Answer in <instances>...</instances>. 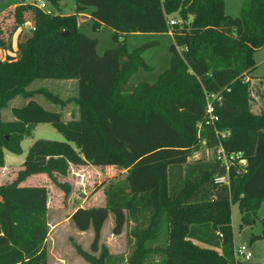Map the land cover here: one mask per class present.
Returning a JSON list of instances; mask_svg holds the SVG:
<instances>
[{
  "label": "trees",
  "instance_id": "16d2710c",
  "mask_svg": "<svg viewBox=\"0 0 264 264\" xmlns=\"http://www.w3.org/2000/svg\"><path fill=\"white\" fill-rule=\"evenodd\" d=\"M46 1L57 13L23 2L0 20V52L31 24L17 56H0V169L5 150L22 155L21 142L40 124L52 125L65 141H36L17 179L0 186V264H48L49 191L22 184L47 176L68 196L71 186L59 176L88 164L126 173L121 185L104 189V206L79 207L70 217L78 231L93 229L92 252H99L112 215L115 236L129 217L135 224L127 264H243L235 256L231 207L238 204L243 224L253 225L264 203V111L249 84L254 55L264 48V0H243L236 18L226 14L224 0H75L73 15L60 14V0ZM87 10L95 30L113 31L117 47L103 56L98 40L80 32ZM169 32V67L153 84L131 85L139 70L152 71L142 55L156 43L129 51L126 37ZM40 79L76 80L77 96L28 90ZM37 94L62 108L74 103L78 117L64 121L62 112L32 100ZM18 96L30 101L11 109L14 122H4L2 111ZM208 103L218 118L213 124ZM204 141L241 153L247 167L236 164L229 184H216L226 172L215 154L189 162ZM75 248L88 264H106V248L98 258Z\"/></svg>",
  "mask_w": 264,
  "mask_h": 264
},
{
  "label": "rangeland",
  "instance_id": "374dc122",
  "mask_svg": "<svg viewBox=\"0 0 264 264\" xmlns=\"http://www.w3.org/2000/svg\"><path fill=\"white\" fill-rule=\"evenodd\" d=\"M242 1L243 0H224L226 14L233 18L238 17L240 15ZM23 2L24 0H0V15H3L0 17V20L3 22V19L5 20L6 18L5 14ZM75 6V0H60V14H75ZM53 12L57 13L55 10H53ZM176 19L171 20L175 21ZM11 24V21L7 20L6 25L10 26ZM29 29L30 27L24 24L20 30L13 34L11 43L14 44L19 38L21 40L27 39L30 36ZM79 29L84 35L98 40L97 54L99 56H103L107 50L117 47V43L113 40V31L105 26L95 30L91 18H84L80 23ZM16 37L18 38L16 39ZM126 40L129 51H133L143 44L156 43V45L143 54L144 60L152 68V71L146 72L139 70L130 79V84L134 86L142 82L149 84L154 83L158 76L169 67L171 58L169 48L173 44V39L167 34L139 33L128 35ZM6 52L7 50L0 52L3 61L7 59V56L12 59L16 57L12 50V45L11 49H9L7 53ZM254 59L256 69L251 74L253 82L249 81V84L252 93L260 99V105L258 103L257 105L264 111V48L256 51ZM245 81H248V78L245 79ZM28 90H48L62 100H69L77 95L78 83L76 80L60 81L40 79L34 81L28 87ZM32 100L38 102L48 111L62 112L64 121H68L73 117H78L74 103H70L62 108L48 101L40 94L34 96ZM28 101H30V99H25L22 96H18L11 100L8 103V107L2 111L3 121L14 122L15 119L11 114V109L22 107ZM260 108L256 107L254 110L257 111ZM38 140L63 142L65 138L50 124H40L36 126L32 135L25 138L20 144L23 152L22 155H15L5 150V167L0 169V186L10 184L17 179L18 173L23 169V163L30 147ZM220 144L221 143L218 144V147ZM218 147L210 149L205 141L202 142L200 151L194 154L189 159V162H195L197 160L207 161L210 160L214 154L217 157L216 152ZM125 177L126 173L122 172L119 168L101 169L89 164L83 166L72 165L66 177L59 176L60 182L68 183L71 186V192L68 196H66V194L47 176L31 177L22 184L25 186H46L49 191V234L46 241L48 264H88L77 253L75 244L79 245L84 251L96 258L100 256L102 248H106L108 254L105 260L106 264L128 263V259L133 252L134 236L132 230L135 226L130 217L128 225L124 228L122 234L120 236H115L112 234L114 218L112 215L109 216L101 232L98 253L91 251V245L94 239L93 229L91 228L86 232H80L76 229L70 218L79 207L91 208L104 206V189L118 183L121 185ZM231 213L234 247L236 249L237 247L244 246L252 255L249 261L241 257L238 259L242 261L243 264H264V203L258 211L257 219L253 225L243 224V214L238 204L232 205ZM256 237L260 238L254 240Z\"/></svg>",
  "mask_w": 264,
  "mask_h": 264
},
{
  "label": "built area",
  "instance_id": "2783aa9c",
  "mask_svg": "<svg viewBox=\"0 0 264 264\" xmlns=\"http://www.w3.org/2000/svg\"><path fill=\"white\" fill-rule=\"evenodd\" d=\"M24 4L26 5L31 4L33 6H36L37 8H39L40 10L44 11L47 14L54 13L46 0H24ZM169 23L170 25H174L176 21L171 20ZM25 25L31 28L30 23H26ZM207 116H208V121H207L208 124L209 123L213 124L216 121H218V118L215 117L214 108L211 103H208V106H207ZM216 154H217L218 160L224 166L225 172H226L225 176L218 177L215 179L216 184H227L228 185L230 170L236 164L241 166V168L243 169L247 167V161L243 158V155L241 153L229 154L225 151L222 144H220L219 147L217 148ZM235 256L237 259L241 257L247 261H249L252 258L251 253L244 246H240L235 249Z\"/></svg>",
  "mask_w": 264,
  "mask_h": 264
},
{
  "label": "crops",
  "instance_id": "0c3cea01",
  "mask_svg": "<svg viewBox=\"0 0 264 264\" xmlns=\"http://www.w3.org/2000/svg\"><path fill=\"white\" fill-rule=\"evenodd\" d=\"M224 5H225V2H224ZM225 8H226V5H225ZM91 10H87L83 15L84 16H86L87 18H91ZM101 27H103V26H101ZM101 27H99V28H101ZM167 35H169L172 39H173V35H172V33L171 32H169V33H166ZM128 37V36H127ZM18 37H16V39H17ZM174 41V40H173ZM17 43H18V40H16L15 41V43L14 44H12V50H13V52H14V54H15V56H17ZM144 54V53H143ZM142 57H143V55H142ZM144 59V58H143ZM146 62V61H145ZM252 76V75H251ZM250 79V78H249ZM250 81L251 82H253V78L252 79H250ZM153 84V83H152ZM136 86V85H135ZM77 96V95H76ZM75 96V97H76ZM258 102V104L260 105V100H258L257 101ZM262 105V104H261ZM76 109H77V107H76ZM77 115H78V113H77ZM69 120H71V119H69ZM68 120V121H69Z\"/></svg>",
  "mask_w": 264,
  "mask_h": 264
},
{
  "label": "water",
  "instance_id": "95a60500",
  "mask_svg": "<svg viewBox=\"0 0 264 264\" xmlns=\"http://www.w3.org/2000/svg\"><path fill=\"white\" fill-rule=\"evenodd\" d=\"M67 34V33H66Z\"/></svg>",
  "mask_w": 264,
  "mask_h": 264
}]
</instances>
